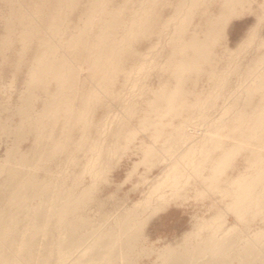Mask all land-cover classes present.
Segmentation results:
<instances>
[{
    "label": "bare ground",
    "instance_id": "6f19581e",
    "mask_svg": "<svg viewBox=\"0 0 264 264\" xmlns=\"http://www.w3.org/2000/svg\"><path fill=\"white\" fill-rule=\"evenodd\" d=\"M181 1L182 0H164L160 3L157 11H161L166 7L173 8ZM246 1H252L259 4V6H262L261 15L257 13V22L264 20L262 19L264 18L262 16V12L264 13V0H191L188 5H181L180 8L185 10V12L183 11L182 14L178 13V15H181L180 18L175 17L174 27L179 24L178 30L165 31V34L169 35L168 39L171 44L167 47L169 48V51H167L168 55L166 54V62L162 64L160 62L162 67H159L163 68L160 69L161 71L163 70V74L168 71V78L170 77V79L167 81L165 80V82L162 83V80L159 77V81L161 80L162 84L160 85V82L158 83L160 86L154 89V96L149 97L147 100L145 99L146 103L144 104L148 106L146 107L147 113L145 112V115L139 117L140 124H138L141 125L140 128H143V130H147L146 128L148 127V129H150V127H152L153 130H155V133L169 132V135L165 137V141L163 142L169 141L172 143L175 141L177 142V145L178 142H181V146L184 148H181L183 151L180 153L182 154V157H186V160L183 161V163H181L182 160H178L169 165L167 169L163 168V170H165L163 178L160 176H157V178H155L156 180L152 178V180H154V182L152 181L153 184L141 198L124 207L118 206L116 211L111 215V224L106 231L101 234L99 233L97 237L91 239V232L89 230L87 231L85 229L84 231L82 229L85 220L81 219L77 213L82 204L90 201L96 187L95 176L101 172L97 167L98 171H96L93 164L98 162L104 154H107L109 149L112 147V144H118L121 139V128L123 126H120L121 128L119 129L116 128L117 130L115 131H113V128V135H108L109 133L107 134L109 138L110 136H115L113 139L111 137L112 142L110 139H108L109 141L107 140L111 145L108 144V142H105L107 139L106 137H103V140L99 139L96 142L93 148L94 153H92V156L90 155V159L86 161L88 166L85 165L83 173L78 172L75 169L77 167L76 165H78L76 162L78 155L74 151L79 147H84V143L81 138L85 137L84 134L86 131L85 127H87L86 124L91 123L90 119L92 118L88 117L89 113L93 108L101 103H99L100 101L97 98L98 92L96 93L92 84L90 85L92 86L91 88H85L86 91L83 86H81L84 92L82 90V92L77 91L74 93L72 90L75 85L79 86L78 83L80 81L73 65L77 56H73L68 53L69 48L67 49L66 47L70 44V42L66 39L57 38L58 33H60L61 28L63 27V22H66V15L57 14V11L55 10V0H0V3L6 4L5 7L7 9V15H4V13L0 10V20H2V25L0 23V27L2 28L0 31V49H3L4 53L5 50H8L9 52V50L11 51V49L14 48V43L18 41L20 42L19 44L21 47H18L19 49L16 50L14 49L15 51L18 50L16 53V62L14 60L16 58L14 56L15 54L11 55L10 53H6L4 56H6L5 58L8 57L10 59L11 56L15 57L13 59L14 62L12 61L13 63L11 64H13L15 69L18 68L16 72L20 71L19 69L22 67L27 69L26 82L28 87L31 88L29 94L20 99L15 106L13 113L18 116L19 121L12 123L11 115H6L5 118H1L3 115L0 114V126L2 127L1 129H3L1 131H6V134L9 133V135L10 133H13L12 136L14 135L13 137H15V140H12L13 144H11L12 146L10 149L7 146L9 149L8 152L6 151L8 155L5 153L7 160L4 161V164L0 165V264H23L24 260L32 262L29 264H33L34 258L35 248L34 242L31 240L32 234L21 235L16 231L17 226L15 222L18 220L17 216H6V207L9 205L10 207H19V209L24 211L23 214L29 217V220L33 222V227L36 230L43 231L48 248H46L42 254V259L37 264L48 263V252H51L49 247L52 246L54 244V240L59 238V236L63 233L61 232L62 230L59 231V234L51 232V229L53 228V221L57 222L55 228H63L65 235L69 238L68 243L60 240L57 242L59 243L58 246L61 248V252L59 251L60 256L58 257V264H136V260H128V257L129 255L134 254V252H131V249L134 248L138 239H140L141 231L145 224V217L143 216L144 212H149L150 214L166 208V205L176 201L178 197L187 195V191L193 188H195V195L193 194L194 200L196 195L202 196L207 193L209 194L208 191L221 193L222 196H220V198L222 197V199L229 198L226 202L227 207H229L228 209L230 212L232 211L235 216V221H233L234 223L227 225L226 220L221 222L222 224H218L220 222H217V220V223H215L214 219L216 216H209L210 218H207L206 220L199 218L202 221H198L194 226H192L191 230H188L185 233L182 237L184 240L183 242H178L176 246L169 244L164 246V248L157 253L152 264H264V33L262 30H260L261 33H259V27L255 25L248 30L245 37H243V39L238 43V49L236 48L238 52L240 53L241 51H245V53H248L244 54L242 58H244L245 55L251 56L248 65L245 63L247 59H245L244 62L241 61L240 63L238 60V67L239 65L241 67V64L244 63V66L241 67V72L238 71L240 67L239 69L236 68V61L234 63L235 66L234 64L233 66L231 65L234 61V59H231L233 60L231 62L229 61L231 64L227 62L228 65L226 63L220 73V69L218 70L219 63H221L220 61H223L222 57H224L223 54L226 51L216 53L218 50L215 51L214 48V46L216 47L217 42H219V38L224 32L225 25L230 18L245 13L246 10L245 7H243V4ZM73 3H76V6L73 9L78 8L81 4V0H76V2H73V0H66L64 6L69 8V6ZM99 6H102V0H98L96 4L94 2L93 7L90 9L91 14H88L86 19H84L85 17L83 16V12L81 10L73 11L71 15L73 16V14H77L75 16H77L78 19L76 21L75 17L74 25H72L73 31L70 33L74 39V43H77L82 47L80 50L86 51L87 53L89 49H95L92 51L93 53H96L97 58L91 61L90 69L92 72H90L89 75L90 81L87 80V82L95 81L96 83L101 82L100 76L113 81L116 77L115 71L123 66L127 55H129L130 51H132V40L128 37V34L123 27L124 25H121L120 27L116 25V22L118 24L119 22L110 10L103 9V12L105 13L102 14L108 15L107 12L110 11L113 17L110 18L108 23L101 21V18L97 17V14L102 10ZM123 8H136L141 10V15L138 21L139 26L142 28L151 27L147 22V12H143L142 10L143 5L141 2L139 3L136 0H130L128 1V5ZM29 9L33 12H28ZM178 10L179 9L176 6L175 11ZM247 11L249 12L251 9L248 8ZM35 13H39L40 16L43 15V28L45 31L47 29H51L52 25H57L56 36H54L53 32H49L48 36H41L39 38L40 41L38 43L35 42ZM94 26L100 28L101 31L96 33L98 34V37L95 36V39H97L92 43L91 37L88 35L87 31L90 30V27ZM40 27L42 31L43 28L41 25ZM108 27H113L115 30L112 32L108 31ZM64 28H67V26H64ZM65 34L66 31H63V35ZM258 34H260V36L259 38H256ZM253 39H258L257 43L254 45V40V43H252L253 46L251 45L249 46L250 48L248 47L246 49V46L251 44L250 42ZM38 46L39 50L37 51L35 48ZM15 51L12 53H15ZM227 52L229 53L230 50ZM232 52L234 53V51ZM232 52L230 55H232ZM79 55H81V51L79 52ZM230 55H226L227 58L229 57L230 59ZM237 56L234 54V57ZM235 59L237 60L238 58ZM0 62L2 63V61ZM5 62L8 61L5 59ZM5 62L2 63V66L7 64ZM156 65H159V62L158 64L156 63ZM206 65L207 67L209 65L210 68V71L208 68L209 74L206 76L209 77V75H211V79H215L216 76V79H226L228 74L231 72L228 69L231 68L232 70L234 67L238 69L237 71L239 73L237 74H239L240 77L243 76L241 77L243 80H240L241 82L238 81V92L236 89L234 92L238 93L239 98L244 96V100L242 99V105L240 106L238 105V101L240 99L237 101L238 97H236L237 102H235L238 105V110L237 113L234 114V117H237V120H241L238 119V117H247L248 122L241 125L238 130L226 129L224 132L226 131L227 133H221L223 136L240 139L238 140L240 141L238 144L235 141H221L219 138H217L218 140H215V135H209L203 131V127L198 125L195 126L188 122L187 119L191 120L188 116L185 117L184 122L181 121L176 125L172 123L174 118H168L170 114L177 117L179 115H183L182 112H184L185 109L187 110L188 106L192 108L193 105H191V102L188 101L187 95L190 97L191 93L195 95L198 92L195 93L194 90L189 89L190 87L186 88L185 84L190 79V81H192L193 78L195 79L194 82H197L196 79L198 78L197 80H199V78L203 76L200 75L199 77L198 75L204 71ZM103 66L105 67V70L103 69ZM139 67H141L139 68L140 70L137 69L136 71V74L138 73V77L143 73L141 70L143 67ZM164 68L166 72L164 71ZM98 69H102L103 74L96 77V72H93V70L96 71ZM144 69L146 68L144 67ZM152 69H155V64ZM206 70L207 69H205V71ZM156 71L154 73H156ZM159 75L161 76V73ZM230 75H232V73ZM138 77L136 78L139 79ZM141 77L142 76H140L139 79L140 81ZM137 79L135 81L138 82L139 80ZM171 79L174 81H170ZM222 81L218 84L222 83L221 85L225 86L224 84L226 83V80ZM81 82L84 83L83 80ZM230 82L231 81H228V84H230ZM39 84H41V86H45L44 95L47 97L44 99L42 106L39 109H35L36 107L33 99L34 96H37L35 88ZM189 85L190 84H187V86ZM221 85H219L218 88H220ZM133 86L135 85L133 84ZM136 86L138 87V83ZM52 87L56 90H50ZM84 87H87V84ZM215 89L213 90L216 93ZM4 90L3 92H5ZM200 90H202L203 93V89ZM208 90V93L212 92L210 91L212 88ZM220 90L221 89H219V91ZM200 93L201 91L197 95H202V93ZM193 94L192 96H194ZM207 95L209 94L204 95V97ZM212 96L214 97V95ZM99 97L102 96L99 95ZM195 97L197 96L192 98L196 99ZM233 99L235 100V98H232L231 100ZM208 100L205 101L207 104ZM196 101L200 104H197L198 102L193 103L196 104L194 107L195 110L196 106L204 105V101L201 97H198ZM133 102L134 101H132V103ZM136 103L137 101L135 104H131L130 102V106L127 105V107H125H130L132 109ZM236 103L232 102L231 104ZM103 104L108 106V103L106 102ZM135 107H137V105ZM124 108L122 107V109ZM126 108L124 109L125 111ZM0 109H2L1 105ZM134 109L136 108L132 109L135 112ZM143 109L145 110V108ZM222 109L224 111L225 107ZM109 110L110 108L106 109L108 114H110ZM119 110L121 111V109ZM127 111L131 110L127 109ZM224 113L225 111L222 112V114ZM222 114L221 116H223ZM91 115L92 112L90 116ZM205 116V122H209L211 120L213 121L211 125L215 127V130L216 127H218V123L221 121L226 122V119L222 120L223 118L220 116L217 118L213 117L214 119L212 117L209 118L210 116L208 117V115ZM118 117L126 118L127 116L124 117L121 115ZM129 117L127 118L128 121ZM93 121L94 119L92 120V126ZM115 121H117V119ZM97 123L99 124L100 121H97ZM101 123L99 125H101ZM171 125L172 127L170 130L167 129ZM78 126L81 130L83 129V135H80V139L77 137L79 141L76 140V142L74 141L75 138H73L74 140L72 139L71 132L75 130V127L79 128ZM205 128H208V126ZM210 129L211 131H214L212 128ZM131 130L132 129H130L129 132V138L134 135L133 130ZM140 130L143 131L142 129ZM206 131L210 130L207 129ZM231 132L233 135H231ZM161 133H156L157 135H154L158 138ZM124 135L127 137L126 134ZM29 137L32 139V145L30 148L24 150L19 148V142L24 139H29ZM199 137L200 139L202 137L200 144L198 143V140H200ZM203 137L205 141H202ZM157 138L154 140H157ZM211 138L213 139L210 140ZM9 139V142H12L11 138ZM124 139L126 140V138ZM206 140L210 141L207 142ZM132 141L133 139L130 143ZM128 143L129 142H127V144ZM151 144L155 146V144ZM151 144H149V146ZM164 144H161L159 149L164 147ZM89 148H91V146ZM151 148L154 150V147L147 148L146 150V156H150V158H152V155L149 154L150 151L152 153L157 150L153 151ZM163 149L164 148H162L161 151H163ZM181 149L178 150L180 151ZM80 150L82 149L79 148L76 152H79ZM161 151L158 150L160 153ZM112 152L115 151L113 150L110 153L108 152V155H112ZM143 153L145 154V152ZM237 154H242L245 158V168L233 177L225 175V171H228L227 167L231 164ZM75 155H77V157ZM161 155L163 154L161 153ZM83 156L85 157L86 155L83 154ZM74 157H76V159ZM143 157L144 158H141L142 160L145 159V155ZM164 157L166 158V155ZM97 158L99 159L97 160ZM71 159L72 161H75L74 163L76 165L72 162L75 168H73V165L71 164L72 169L75 170L70 169V172L68 171V173L65 171H67L66 169L70 167L69 165L71 163ZM101 160L106 159L102 157ZM54 161L57 162H55L56 167L54 166L56 170L51 169V163L53 162V164H55ZM101 163H105V161H101L100 165H102ZM229 168L230 167H228V169ZM40 170H43L44 173H40ZM102 170H104V167ZM3 173L6 174L4 175ZM84 173L89 174L91 183L79 188V183H81L84 179ZM1 174L3 175L1 176ZM191 177H194V179L198 181V184L195 183L193 188L190 186L191 183H188ZM165 181L167 183H165ZM184 192H186V194H183ZM34 194H36L37 201L35 202L34 199H32L30 204L28 201L34 196ZM214 195L216 197V194ZM218 201L215 202L214 200V202L217 203V206ZM110 204H112V202ZM221 206L220 208H222ZM225 206L226 204L223 207ZM223 209L225 211L228 210L227 208V210L222 208L221 212L219 211L217 213H222ZM225 213L227 212H224L223 215ZM219 216L223 218L221 214ZM217 219L220 218L217 217ZM254 219H258L259 224L252 228V226H250V221H246L251 220L252 222ZM22 237H25V239ZM76 238L78 240L77 244L87 242L88 245L82 253L68 255L67 252L63 251L65 245L67 246L71 244ZM150 250L152 251V249Z\"/></svg>",
    "mask_w": 264,
    "mask_h": 264
},
{
    "label": "rangeland",
    "instance_id": "374dc122",
    "mask_svg": "<svg viewBox=\"0 0 264 264\" xmlns=\"http://www.w3.org/2000/svg\"><path fill=\"white\" fill-rule=\"evenodd\" d=\"M97 1L98 0H81V4L78 6V8L73 9L76 6V3H73L72 5L69 6V8H67L64 6V3L66 2V0H55V2H56L55 3V5H56L55 10L57 11V14H61V15L65 14L66 15V22L65 21L63 22V27L61 28L60 33H58L57 38L58 39H66L68 42H70V44L66 47L67 49L69 48L68 53L72 54L73 56L74 55L77 56V59L74 60L75 62L73 63V65L75 67L77 77L80 80L78 83L79 86L80 87L83 86L84 89L88 88V87L91 88L92 86H94L96 93L98 92L97 98L100 101L99 103H101L92 109V111H91L92 115L91 116H90L91 112L89 113L88 117L92 118V119H90L91 123L86 124L87 127H85V129H86L85 134H84L85 137L81 138L82 142L84 143V147H79L80 149H82L79 152H76L77 150H79V148L75 149V151H74L78 155V159H76L77 155H75L76 157H74L76 159V162L78 163V165H76L74 163L75 161H72V159H74V158H72L71 163L69 165L71 168L68 166L69 168H67L66 169L67 171H65V172H68V171L70 172V169L71 170L76 169L78 172L83 173V168L85 167V165H87L86 161L88 159H90V155L92 156V153H94L93 148H94L96 142L99 139L106 137L107 139L105 140V142L107 143L109 141L108 139L111 140V137H112V139L115 137V136L114 137L110 136V138H109V136H108V135H113V132H112L113 128H114L113 131H115V130H117L123 126L121 128L122 134L120 137L122 140L120 139L118 144L117 143L112 144V147L113 148L116 147V148L113 149L111 147L108 151L110 153L111 151L114 150L115 152L111 153L113 156L108 155L109 153L107 152V154H104L102 156L107 161L101 160L102 157L100 159L103 162L105 161V163H101L102 165H100L101 161L98 160L99 158H97L98 162H95L93 164L94 169H96V171H98L97 170V168H98L99 171H101V172L96 174L97 179L95 176V180H96L97 184L95 183L96 187L94 189V192L92 194L90 201L82 204L81 208L78 210V213H77V215L80 216L81 219L85 220L84 226L82 229L84 231L86 229L87 231L89 230L91 232V234H92V236H90L91 239L97 237V235H99V233L101 234V233L106 231V229L111 224V220H112L111 215H112V213H114L116 211V208L118 206L124 207L126 205L132 204L133 202L137 201L139 198H141L149 190L150 186L153 184L154 180H156L155 178H157V176H160L161 178H163L164 174H165L164 173L165 170H163V168L167 169L169 167V165L173 164V162H176L178 160H182L181 163H183V161L186 160V157L185 158L182 157V154H181L183 151L181 149L183 147V146H181V142H178V145L176 144L177 142H175V141H174L175 143L174 142L171 143L169 141L163 142V141H165V137L169 135L168 134L169 132H167V133L156 132L157 134L161 133V135H160L161 138L160 137L157 138V136H155L157 134L155 133V130H153L152 127H150V129H148L149 127L146 128L149 131L143 130V128H140L141 125H139L140 124V122H139L140 118L139 117H142L143 115H145V112L147 109L146 107H148V106L144 103H146V100L149 97L154 96V93H153L154 89L158 88L163 82H165V80L167 81L170 79V77L168 78V73H167L168 71L166 72L165 68H164V71L167 74L166 73L163 74V70L162 71L160 70L163 68H159V67H162V65H161L162 63L166 62V56L168 55L167 51H169V48H167V47H169L171 44L169 42V39H168L169 35L165 34V31L166 30H178L179 24H177L174 27L175 17L180 18L181 15H178V13L182 14L183 11L185 12V10L180 8L181 5H188V3L191 2V0H182L181 2H179L178 5H176L177 8L179 9L178 11H175L176 6H174L173 8L166 7L161 11H157V8H159L160 3H162L164 0H136L139 3L140 2L142 3V5H143L142 10H143V12H147V22L149 23V26H151L148 28H142L139 26V23H138L139 17L141 15V10H138L136 8H134V9H132V8L124 9L123 8L124 6L128 5V1H130V0H102V6H99V8L102 10L99 13L97 11V13H98L97 17H100L101 21H105L106 23H108L110 18L113 17L112 14L110 13V11H111L119 22V24L116 22V25L119 27L121 25L122 26L124 25L123 27L126 30L128 37L132 40V51H130L129 55H127V58L123 64V66L120 69L115 71L116 77H115V79H113V81H111L108 78H105L103 76H100L101 74H103L102 69H98L96 71L93 70V72H96V75H97L96 77H99V76L101 77L100 78L101 82L96 83L95 81L89 82L90 81L89 75H90V72H92V70L90 69L91 61L93 59L95 60L97 58L96 53H93V51H92L95 49L91 48L87 51V53H86V51L80 50V49H82V47L79 44L74 43V39L70 33H71V31H73L72 25H74L75 17H76V21L78 19L77 16H75L77 14H73V16H72L71 13H73V11H75V10H81L83 12V16L85 17L84 19H86V16L88 14H91L90 9L93 7L94 2L96 4ZM165 1H169V0H165ZM73 2H76V0H73ZM246 2L243 4V7H245V10H246L245 13L230 18V20L225 25L224 32H223L224 34L222 33L221 37L219 38V42H217V44H216V47L214 46L215 51L218 50L216 53H221V52L226 51L223 54L224 57L226 55L227 56L230 55V53L232 51H234V53L232 52V55H230V59H229V57L227 58V56L225 58L222 57L223 61H220L221 63H219V67H218V70L220 69V73L222 72L221 70L224 67V65H226L227 62L230 63L231 61H233L231 59H234V61L232 62V64L231 63L230 64L233 66V64L236 61V68H238V69L240 67V65L238 67V60L240 63L241 61L244 62V60L247 59V61L245 63L247 65L249 64V62H250L249 60H250L251 56L245 55V57L242 58V56L244 54H248V53H245V51H243V52L241 51L240 52L241 55H240V53L237 50L238 49V43L243 39V37H245L248 30H250L253 26L257 25V27H259V30H258L259 33H261L260 30H262V32L264 33V20H262L261 22L258 21L259 23L257 22V16H258L257 13L261 15V11H262L261 7L262 6L261 5L259 6V4L252 2V1H250V2L246 1ZM5 6H6V4L0 3V10L2 11V13H4V15H7V9ZM248 8H250L251 11L248 12L247 11ZM103 9L104 10H110L107 12L108 15L102 14V13H105V12H103ZM30 10L31 9H29L28 12L32 13L33 11H30ZM252 10H256V11H252ZM35 14H36V21H35L36 26H35V30H34V34H35L34 37L36 38L35 42L38 43L40 41L39 38L41 36L42 37L44 35L48 36L49 32H53L54 36H56V30H57L56 26L57 25H54V26L52 25L51 29H47L45 31L43 28V25H44L43 15L40 16L39 13H35ZM263 14L264 13L262 12V16L264 17ZM31 17H34V16H31ZM32 19H34V18H32ZM262 19H264V18H262ZM0 21H1L0 23L2 25V20H0ZM80 23H81V19H80ZM100 24H102V23H100ZM40 25L43 28L42 31H41ZM64 26H67V28H64ZM89 29L90 30H88L87 32H88V35L91 37V42L93 43L97 39V38L95 39V36L98 37V34H96V33L101 31V29L98 27H95V26L90 27ZM1 30H2V28L0 27V31ZM113 30H115V28L108 27V31L112 32ZM63 31H66L65 35H63ZM259 36H260V34H258V36L257 37L255 36V37L259 38ZM254 40H255V43H254ZM257 40L258 39H253L250 42L251 44L248 43L249 45L246 46V49L251 45L253 46L252 43H254V45H255L257 43ZM19 43H20L19 41L14 43V48L12 47L13 49H11V51L9 50V52H8V50L6 51L4 49L5 50V53H4L3 49L2 50L0 49V61H2V63H3V62H5V59H6V61L9 62V63L5 62L7 64H5L4 66H2V63L0 62V67H1L0 68V78H1L0 79V105L2 107V109H0V112H1L0 114L3 115V116H1V115L0 116H1V118L2 117L5 118L6 115H11L12 120H15V121L11 120L12 123L19 121L18 116L13 113L15 110L16 104L20 101V99L27 96L31 90V88L28 87L27 82H26V79H27V71L26 70L27 69L25 67H22V68L20 67L21 68V69H19L20 71L16 72V70H18V68L15 69V67H13V64H11L14 62V60H15V62L17 60L16 53L18 52V50L17 51H15V50L19 49L21 47V45ZM15 44H17V45H15ZM38 48H39V46L35 49L38 51L39 50ZM229 50H230V52L228 53L227 51H229ZM1 51L3 52V54ZM14 51H15V53H12ZM80 51H81V55H79ZM236 51L238 53V56H237ZM6 53L7 54L10 53L11 55L15 54L14 56L16 58L14 56H11V59L8 57L5 58L6 56H4V55H6ZM234 54L237 57H234ZM246 57H248V58H246ZM235 58H238V59L236 60ZM158 62H159V65H161V66L156 65V63L158 64ZM160 62H161V64H160ZM228 63H227V65H228ZM154 64H155V69H152V68H154ZM139 66L143 67L141 69L143 73L141 75L140 74L141 72L139 71L140 75L138 77L137 76L138 73L136 74V71H137V69L141 68ZM157 66H158V68H157ZM234 66H235V64H234ZM243 66H244V63L241 64V67H243ZM144 67L146 69H144ZM206 67H207V65L205 66L204 71H205V69H207L206 71H208L209 65L207 68ZM241 67L239 70L234 67L232 69V70L236 69L234 71H232L231 68H229L228 70L231 71L230 74L232 73V75L228 74V77L226 79H223V78L222 79H220V78L216 79L217 76L215 77V79H211L210 78L211 75H209V77H207L206 75L209 74L210 68H209L208 72L205 71L206 74L204 73V71H202L201 74L199 73V75H198L199 77H200V75H203V76H201L200 77L201 79L199 78V80H197L198 79L197 78L196 79L197 82H194L195 81L194 78L192 79V81H190L191 80L190 79L185 84V87L186 88L190 87L189 89L194 90L195 93L198 92L195 95L193 93H191V94L189 93L190 97H188V95H187L188 101H190L191 105H193L192 106L193 109L190 108V106H188L187 110L186 109H185V111L183 110L184 111V112H182L183 115H179L180 118H179V116L177 117V116L171 115V114L168 118H174L172 123L174 125H176L177 123H180L181 121L184 122L185 117L188 116L191 118V120L187 119L188 122H190L191 124H193L195 126L198 125V126L203 127V131H205L209 135H212V136L215 135L216 136V137H214L215 140H218L217 138H219L221 141H229V142L235 141V142H237V144L240 143V141H238L240 139H238V138L234 139V138H231L230 136H229L230 137L229 138L227 136H223L222 134L226 132V131L224 132V130H226V129H228V130L237 129L238 130L241 125L248 122L247 117H242V118L238 117V119H241V120H237V117L236 118L234 117V114L237 113V110H238L237 106L242 105V99L244 98V96H241L239 98L238 93L234 92L235 89L238 92V86H237L238 81L243 80L241 78L243 76L240 77L239 74H237V73L242 71ZM103 69L105 70L104 66H103ZM143 70H145V71H143ZM155 71H156V73H154ZM158 71H161V72H158ZM233 72L236 74H234ZM160 73H161V76L162 75H164V76L161 77L159 75ZM240 75H241V73H240ZM140 76H142L141 81L139 80ZM165 76L167 77V79ZM229 76H230V78H229ZM136 77H138L139 79H137ZM159 77L162 80V83H161V80L159 81ZM212 78H214V77H212ZM81 79L84 81V83L87 84V87H84V86H86V84L81 82L82 81ZM96 79H98V78H96ZM136 79L139 80L140 82L135 81ZM87 80H89L88 81L89 85H88ZM220 80L221 81L226 80V83L224 82L225 86L221 85L222 83L218 84L221 82ZM170 81H174V80L171 79ZM216 81H217V84H216ZM228 81H231L230 84H228ZM93 82L96 84H94ZM136 82L138 83V87L136 86V84H137ZM189 82H192V83H189ZM193 82L196 83L197 86ZM91 84H92V86H90ZM133 84L136 87L133 86ZM187 84H190V85L187 86ZM219 85H221L220 88H218ZM79 86H77V85L74 86V88L72 89L74 93L77 91L82 92L83 89H82V87L80 88ZM216 86L218 89L216 88ZM223 87H224V89H223ZM44 88H45V86H43V85L41 86V84H39L35 88V92L37 91L36 92L37 96H34V99H33L35 107H36L35 109H39L42 106L44 99L47 97L44 95ZM192 88H194V89H192ZM205 88H206V90H205ZM210 88H212V90H210L212 92L208 93V91H209L208 89H210ZM200 89H203L204 94L202 93V90H200ZM213 89H215L217 94L214 92ZM219 89H221L222 91L221 90L219 91ZM3 90L6 93L3 92ZM50 90L55 91L56 89L54 87H52ZM85 91H86V89H85ZM149 91H151V92H149ZM200 91H201L202 95L198 96L197 94H199ZM217 91H219V92H217ZM83 92H84V90H83ZM213 92H214V94H213ZM210 93H211V95H210ZM192 94L194 96H197V97H195L196 99L198 97H201L202 100L204 101V105L202 104L203 106H201V105H198L201 107L196 106V110H198V111H196L194 108L196 104H193L195 102L197 103L198 101H196V99L192 98V97H194V96H192ZM206 94H209L210 96L207 95L206 97H204V95H206ZM99 95H101L102 97H99ZM212 95H214V97ZM231 96H234V97H231ZM203 97H204V99H203ZM216 97L218 98V100ZM236 97H238V99ZM136 98H137V100H136ZM232 98H235V100L234 99H233L234 101L231 100ZM236 99H237V101L240 99L239 100L240 102L238 101V105L236 103L237 102ZM130 100L134 101L133 102L134 104L137 101V103H136L137 107H135L136 105H134L133 107L131 105L132 109L136 108V109H134L135 112L130 107L126 108L127 105L130 106L129 105L130 102H131V104H133L132 101H130ZM193 100H195V101H193ZM206 100H208V104H207V102H205ZM192 101H193V103H192ZM104 102L108 103V106L103 104ZM199 102H200V100H199ZM199 102L197 104H200ZM209 102H213V103H209ZM232 102L236 103V104H231ZM209 104H211V105H209ZM213 105H215V106H213ZM233 105H235L237 107V109ZM122 107L123 108L125 107L126 111L124 110L125 108L122 109ZM224 107H225V110H224L225 113L222 114V112H224L222 108H224ZM6 108L8 109V111ZM109 108H110V110H109L110 114H108L106 111V109H109ZM143 108H145V110ZM119 109H121V111ZM127 109L131 110V111H127ZM226 111H227V113H226ZM106 113L108 114V116ZM219 113H220V115H219ZM120 114L124 117H126V116L127 117L126 118H123V117L120 118V117H118V116H121ZM130 114H131V116H130ZM221 114L223 116H221ZM205 115H208V117L210 116L209 118H211V117L217 118L220 116L223 118L222 120L226 119V122L221 121L220 123H218V125H217L218 127H216V130H215V127L213 125H211L213 122L212 120L209 122H205V120H204V117H206ZM172 116H174V117H172ZM117 117L119 118V120ZM128 117H129V121L127 119ZM113 118H114V121H113ZM93 119H94V121H93V126H92V120ZM116 119H117V121H115ZM121 119H125V120H121ZM193 119H195V120H193ZM97 121L98 122L100 121V123L102 122L101 125H99L100 123L98 124ZM108 121H109V123H108ZM120 124H122V125H120ZM172 125L169 126L167 129L170 130ZM101 126H102V128H101ZM207 126H208V128H205ZM1 128L2 127L0 126V162L2 161L3 163L1 162L0 165L4 164L5 163L4 161L7 160V156H5L7 154L6 151L7 152L9 151L10 147L12 146L11 144H13L12 140H15V137H13L14 135L12 136L13 133H10V135H9V133L6 134L7 132L1 131V130H3ZM210 128H212V130H214V131H211ZM79 129H80V127L79 128L75 127V130H73L71 132L72 139L75 138V140L73 139L74 141H76V140L79 141L78 138L80 139V135H83V133H82L83 129L82 130L80 129L81 132L79 131ZM130 129L133 130L134 135L129 138ZM140 129H142L143 131H141ZM207 129L210 131H206ZM150 130H151V132H150ZM126 131H127V133H126ZM135 131H136V133H135ZM110 132H112V133H110ZM219 133L220 134L222 133V134L220 135ZM5 134H6V136H5ZM124 134H126L127 137ZM2 135H3V137H2ZM231 135H233L232 132H231ZM122 136H123V138H122ZM153 137L157 138V140H154L155 138H153ZM9 138H11L12 142H9L10 141ZM124 138H126V140ZM132 139H133V141L130 143V141ZM199 139H200V137H199ZM201 139H202V137H201ZM201 139L200 140L197 139L199 144L201 143ZM212 139L213 138H211L210 140H212ZM210 140H206V141L208 142ZM21 141L19 142L18 145H19V148H21L23 150L30 148V146L32 145L31 144L32 139L30 137H29V139H24ZM202 141H205L204 137H203ZM111 142H112V140H111ZM127 142H129L128 143L129 145L127 144ZM124 143H125V145H124ZM151 143L155 144V146H153ZM108 144H110V142H108ZM149 144H151V145L149 146ZM161 144H164L163 145L164 147H161V149L164 148L163 151H161V149H159ZM92 145H93V147H92ZM123 145H124V148H123ZM7 146L9 147V149ZM90 146H91V148H89ZM127 146H129V147H127ZM145 147H147V148L154 147V150H153V148H151L153 151H155L157 149L155 152H152V153L150 151L149 154L152 155V158H150V156H146L147 148H145ZM118 148H119V150H118ZM141 148H142V150H141ZM178 149H181V150L179 151ZM158 150L161 151V153L164 156L166 155V158L163 155H161V153L158 152ZM164 150H166V151H164ZM143 152H145V154ZM154 153H159V154H154ZM83 154L86 156L84 157ZM142 155L143 156L145 155V159H146V157H147V159L142 160L141 158H144ZM153 155H154V158H153ZM80 156H81V158H80ZM82 157H84V158H82ZM148 158H150V159H148ZM56 161H54V163ZM72 162L78 168L77 167L75 168V166ZM106 162H108V163H106ZM161 162H163V163H161ZM56 163L55 164H53V162L51 163V165H52V166L50 165L51 169L56 170V168H55ZM79 163H80V165H79ZM71 164L73 165V168H75V169H72ZM103 164H106L107 166L103 165ZM95 165H97V166H95ZM245 165H246L245 158L242 156V154H240V155L237 154V156H235L234 160L228 166L230 168L228 169V167H227L228 171H225V173H226L225 175H229V176L233 177L234 175H237L239 171L243 170L245 168ZM103 167H104V170H102ZM40 173L43 174L44 173L43 170H40ZM3 174L5 175L6 173H3ZM3 174H1V176ZM86 174L87 173L83 174L84 179L81 181V183H79V188H82V187L91 183V179L89 177V174H87V175ZM98 175H99V177H98ZM161 175H163V176H161ZM152 178H154V180H152ZM192 178L194 179V177H191L189 179L190 182L188 181V183H191L190 186L193 188L195 183H197L198 181L196 179H194L195 180V182H194V180ZM165 183H167V182L165 181ZM194 190H195V188L189 189L188 191L186 190L187 195H185V196L183 195L181 197H178V199L176 201H173L172 203L166 205V208L158 210L155 213L149 214V212H144L143 216L145 217V224H144L143 229L141 231L140 239H138L134 248L131 249L132 250L131 252H134V254L129 255V257L127 256L128 260H136V264H152V262L156 258L157 253H159V251H161V249H163L164 246H166L168 244L176 246L178 242H180V243L183 242L184 240L182 237L185 235V233L188 230H191L192 226H194L198 221L199 222L202 221L201 219L206 220L207 218L209 219L212 216H214V217L216 216L214 219L215 223L220 222L218 224H222L221 222H223L224 220L227 221V223H226L227 225L228 224L231 225V223H234L233 221H235V216L232 213V211L230 212V210L228 209L229 207H227L226 201L229 198H223L222 199V197L220 198V196H222L221 193L216 192V191H215L216 193L213 191H208L209 194L207 193V194L202 195V196L196 195L197 199L195 197V200H194V198H193L195 195ZM183 194H186V192H184ZM214 194H216V197ZM111 197H113L114 199ZM36 198H37L36 194H34V196L28 202H30V204H31L32 199H34V201L36 202L37 201ZM220 199H222V200H220ZM214 200H215V202H217L219 200L218 206H217V203L214 202ZM111 202H112V204H110ZM219 202H221V203H219ZM225 204H226V206L223 207ZM220 206L222 208H225V209L227 208L228 209V210L226 209L227 211H225L223 209V211L227 212V213H225L223 215L224 212L222 211V213L218 214L217 212H219V211L221 212V209H222V208H220ZM170 208L172 211H170L169 213L164 215L165 213H163V211L170 209ZM111 209H113V210H111ZM108 212H109V214H108ZM23 213H24V211L19 209V207H17V208H16V206L10 207V205L6 207V216L12 217V216L16 215L18 218V220L15 222V224L17 226L16 231L21 235L32 234L31 240H33L34 248H35L34 249L33 264H37L42 259V254L44 253L46 248H48V245H46V238L43 235V231L42 230H36L33 227V222L31 220H29V217H27ZM220 214L223 216V218H221L219 216ZM161 216H165V217L164 218L162 217V219H160ZM217 217L220 219H217ZM180 218H183V221L185 222L184 223L185 226H183L184 228H180L178 230L175 227H173L174 226L173 221H176ZM199 218H201V219H199ZM216 220H217V222H216ZM249 221H250V226H252V228H254L255 225L257 226L259 224L258 219H256V220L254 219L252 222H251V220H248L246 222H249ZM56 224H57V222H55V221L52 222L53 228L51 229V232L55 233V234H59V231L62 230L61 232H63V233L59 236V238H56L54 240V244L49 247L51 249V252L46 251L49 254L47 264H58V260H59L58 257L60 256L61 248L58 246L59 243H57V242L59 240L60 241H66L67 243L69 242V240H68L69 238H68V236L65 235L63 228L62 229L61 228L56 229L55 228ZM176 232L178 233L177 235H176ZM22 238L25 239V237H22ZM77 241L78 240L76 238L72 241L73 244L76 243L75 245H73L71 242L70 243L72 245L71 244H69L67 246L65 245V248L63 251L67 252L68 255L69 254L82 253L83 250L88 245V243L85 242L83 244L82 243L77 244ZM150 249H152V251ZM109 258H111V257H109ZM129 258H132V259H129ZM29 263H32V262H28L25 260L23 262V264H29Z\"/></svg>",
    "mask_w": 264,
    "mask_h": 264
},
{
    "label": "crops",
    "instance_id": "0c3cea01",
    "mask_svg": "<svg viewBox=\"0 0 264 264\" xmlns=\"http://www.w3.org/2000/svg\"><path fill=\"white\" fill-rule=\"evenodd\" d=\"M170 211H172L171 210V208L170 209H167V210H165V211H163V213H165L164 215H166L167 213H169ZM162 217L164 218L165 216H161L160 217V219H162ZM185 222L183 221V218H180V219H178V220H176V221H173V227H175L176 229H180V228H184L183 226H185V224H184ZM182 225V226H181ZM178 233L176 232V235H177Z\"/></svg>",
    "mask_w": 264,
    "mask_h": 264
}]
</instances>
